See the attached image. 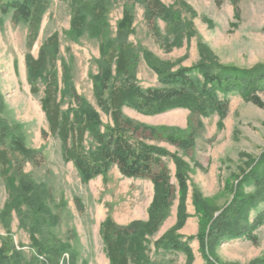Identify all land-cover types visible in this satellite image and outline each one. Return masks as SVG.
<instances>
[{
  "label": "rangeland",
  "instance_id": "rangeland-1",
  "mask_svg": "<svg viewBox=\"0 0 264 264\" xmlns=\"http://www.w3.org/2000/svg\"><path fill=\"white\" fill-rule=\"evenodd\" d=\"M9 1L18 0L0 3ZM46 1L49 6L31 50L27 26L14 25L11 12L0 14V120L27 148L39 152L36 164H15L6 178L0 175V242L13 246L23 264H109L99 234L108 219L141 240V254L129 264H264V225L254 232L256 244L239 240L206 249L199 237L209 224L194 206L197 197L209 217L220 214L235 196L239 179L264 154V92L256 95L259 105L231 96L221 118L202 119L180 109L146 117L122 108L123 117L138 128L134 140L165 154L160 158L173 188L166 209L150 182L122 178L115 167L105 179L80 183L72 164L63 162L61 143L48 129L41 108L47 79L53 75L62 113L84 106L97 113L101 133L113 129L110 114L97 105L93 78L103 65L100 46L119 40L136 56L135 83L143 90L158 86L150 66L162 72L200 62L247 71L261 67L264 0H236L237 19L229 0L220 6L215 0H159L178 19L154 21L155 35L145 22L143 0H79L83 26L77 28L78 35L71 29L73 0ZM93 8L102 22L100 38L86 27ZM126 18L129 31L119 35ZM53 35L56 47L47 49ZM28 55L33 67L44 58L35 93L27 77ZM111 70L117 81L113 65ZM84 142L85 151L94 149L89 135ZM177 164L187 186L183 195L175 177ZM243 190L251 194L253 187ZM155 196L153 214L159 224L150 230L148 210ZM174 237L186 243L190 256L163 247Z\"/></svg>",
  "mask_w": 264,
  "mask_h": 264
},
{
  "label": "trees",
  "instance_id": "trees-1",
  "mask_svg": "<svg viewBox=\"0 0 264 264\" xmlns=\"http://www.w3.org/2000/svg\"><path fill=\"white\" fill-rule=\"evenodd\" d=\"M145 22L156 34L154 21L162 20L167 23L176 22L178 15H173L159 0H143ZM225 0H215L220 6ZM235 10V19L239 17L236 0H229ZM46 0H22L0 3V14L11 12V22L14 25L23 23L27 26L26 44L28 50L34 45L42 18L48 9ZM79 0H73L71 8V29L78 35L77 28L82 27V15L78 10ZM78 7V9H77ZM86 8V7H85ZM93 11L90 22L86 25L89 34L100 38L103 32L102 22ZM129 19L120 25L119 35L129 30ZM73 35V36H74ZM122 36V35H121ZM57 35L48 39L47 49L55 48ZM100 46V56L103 65L100 73L94 79V97L98 107L109 113L113 129L101 133L97 113L81 106L78 111L62 113L56 100L54 76L50 75L42 98L41 108L46 117L48 129L56 135L61 143V157L64 163H71L77 172L80 183L86 184L97 177L105 179L111 168L115 167L121 177L132 180H146L153 185L154 195L161 198L160 206L167 208L172 197V184L169 182L167 168L161 158L165 154L147 146L141 141L134 140L138 130L131 121L123 117L122 108H128L146 117L163 115L174 110H185L195 116L207 119L216 116L223 117L229 106L230 97L238 95L243 101L259 105L257 94L264 92V65L250 70L219 66L216 68L209 63L200 62L190 68L179 67L177 70L163 71L150 66L158 76V86L143 90L135 83L133 66L136 56L130 45L119 40ZM27 59V77L32 93H35L34 82L41 74V63L33 67L30 56ZM114 66L117 81L112 79L111 66ZM89 135L95 147L93 150L84 149V138ZM39 152L26 147L19 135L13 134L9 127L0 120V175L7 176L9 167L24 162L36 164ZM176 181L181 195L186 190L185 176L177 164ZM234 190L235 196L224 210L215 217H209L203 201L195 197L194 206L202 212L205 224H209L205 234L200 236L201 244L206 249L219 246L231 241L245 240L256 244L258 239L254 232L264 225V154L257 160L251 170L239 179ZM253 187L251 194L243 189ZM150 212L148 229L153 230L159 224L154 216V206ZM258 211L253 220L250 213ZM135 225V224H132ZM99 234L104 244L109 264H129L141 254L142 243L138 235L129 234V229H119L110 220L100 225ZM3 240V239H2ZM169 251L190 252L185 242L174 237L163 246ZM19 252L5 240L0 242V264H23ZM213 264V263H208Z\"/></svg>",
  "mask_w": 264,
  "mask_h": 264
}]
</instances>
